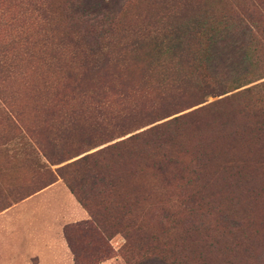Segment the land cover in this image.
<instances>
[{
	"label": "trees",
	"instance_id": "obj_1",
	"mask_svg": "<svg viewBox=\"0 0 264 264\" xmlns=\"http://www.w3.org/2000/svg\"><path fill=\"white\" fill-rule=\"evenodd\" d=\"M131 1L59 0L57 12L28 1L61 27L44 61L55 94L38 90L59 105L46 138L77 139L59 157L43 151L56 177L26 196L59 178L85 212L62 226L73 264L109 258L116 234L126 264H205V248L253 243L239 223L214 234L203 218L221 189L264 166L252 151L264 149V0H146L156 20L134 31L119 16Z\"/></svg>",
	"mask_w": 264,
	"mask_h": 264
},
{
	"label": "rangeland",
	"instance_id": "obj_2",
	"mask_svg": "<svg viewBox=\"0 0 264 264\" xmlns=\"http://www.w3.org/2000/svg\"><path fill=\"white\" fill-rule=\"evenodd\" d=\"M28 1L0 0V264H73L62 226L79 219L81 207L59 178L43 192L26 196L56 177V165L47 164L43 151L52 148L59 157V144L75 145L77 139L46 138L49 129L59 130V105L45 103L38 90L46 82L50 83L48 96L55 94L59 79L44 61L47 50L59 52L61 27L55 13L51 22H45ZM58 2L43 0V6L57 12ZM156 12L148 1L134 0L122 7L119 16L124 28L134 31L155 22ZM71 45L64 44L65 49L69 51ZM218 97L207 96L206 101ZM237 150H242L240 145ZM252 151L255 156L264 154L258 147ZM248 177L252 180L244 186L221 189L203 219L214 234L239 223V235L252 238L253 243L229 250L205 248V264H264V166L251 168ZM235 193L237 199L230 204ZM174 229L173 235H179L180 228ZM122 242L120 234L114 235L109 241L111 256L97 264H126L118 252ZM134 261L145 264L139 256Z\"/></svg>",
	"mask_w": 264,
	"mask_h": 264
},
{
	"label": "crops",
	"instance_id": "obj_3",
	"mask_svg": "<svg viewBox=\"0 0 264 264\" xmlns=\"http://www.w3.org/2000/svg\"><path fill=\"white\" fill-rule=\"evenodd\" d=\"M57 182H58V181L56 180L55 182L51 183L50 185H48V186H46V187L40 189L39 191H37L36 193H34L32 196L37 195V194L43 192L44 190L48 189L49 187H51V186L57 184ZM32 196H31V197H32ZM80 209H81V208H80ZM81 210H82V209H81ZM82 211H83V210H82ZM82 213H83V214H82ZM85 218H86V214H85V212L83 211V212H81V216H80V218H79V219H74V220H72V222H73V221L80 220V219H85ZM67 222H71V221H67ZM67 222H65V223H67ZM68 252H69V251H68ZM68 257H69V259H71V254H70V253L68 254ZM70 264H71V262H70ZM100 264H102V263H100Z\"/></svg>",
	"mask_w": 264,
	"mask_h": 264
}]
</instances>
